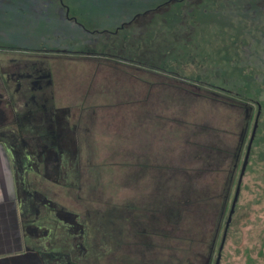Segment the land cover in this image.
<instances>
[{
    "label": "rangeland",
    "instance_id": "374dc122",
    "mask_svg": "<svg viewBox=\"0 0 264 264\" xmlns=\"http://www.w3.org/2000/svg\"><path fill=\"white\" fill-rule=\"evenodd\" d=\"M63 1L70 14L92 33L73 21L63 20L55 0L0 3V29L9 32L34 29L40 33V38L54 36L56 47L78 50L64 63L67 86L63 95L70 101H86L88 109L96 103L105 108L94 115L97 123L90 127L87 151H82L88 163L77 193L89 203L91 210L101 211L108 223L106 230H112L113 240H130L125 246L123 244V249L118 244L116 252L149 250L151 245L148 241L154 239L160 241L162 253H171L177 250L173 249L176 243L172 241L187 240V244L179 243L182 247L179 253L185 256L187 252L188 256L193 246L188 239L201 238L203 244H207L205 235L216 215L213 213L217 205L215 198L220 191L216 181L223 186L231 160V155L226 156L225 153L235 148L244 122L248 126L246 139L249 137L257 112L256 102L262 106L261 117L257 121L259 130L242 179L241 207L233 220L241 212L243 235L247 237L250 234L253 224L258 225L257 235H264V0H194L189 7L193 2L199 4L194 8L195 14L182 20L179 11L185 5L174 3L172 7L176 17L171 18L165 27L167 35L163 31L158 38L159 33L153 28L147 29L145 21L140 24L143 30L133 28L131 32L135 35L128 37L127 44L125 35L129 34V28L115 30L134 13L156 4L158 0ZM16 5H21L20 11L16 10ZM37 8L44 13L33 18L32 11ZM20 14L29 16L30 26L24 25V20L16 19ZM8 18L14 21L8 22ZM154 23L152 21L151 25ZM182 30L189 33L183 35ZM5 42V38L0 39V43ZM144 44H149V47ZM117 48L135 51L132 58L153 62L168 58L171 61L168 64L179 55L178 58L184 59L181 67L187 78H191L189 73L194 70V61L205 64L207 79L232 89L231 96L246 89L252 99L250 118L245 120L244 109L228 94L219 93L220 97L210 93L199 95L200 88H195L198 84L193 80V83L190 80L175 84L171 78L158 80V75L151 68L146 70L143 66H102L118 60L110 54ZM80 50L82 53L93 50L107 54H81ZM243 80H250L247 88ZM237 83L240 86L234 88ZM191 89H196L195 96ZM206 91L207 88H201L200 93ZM224 96L231 100L228 105ZM215 146L223 153L210 149ZM243 155L244 148L240 160L244 159ZM2 167L0 162V200L8 196L5 193L9 190V181H12L10 175L4 178ZM238 169L240 171L239 165L230 187L228 203L234 196ZM70 199L73 200L71 196ZM202 214H205L204 220L200 219ZM4 225L9 232L5 238L10 237V233L13 235L10 220L1 219L0 255L9 254L12 246L8 239L1 238L6 234L2 230ZM100 230L104 232V229ZM143 237L147 238L145 245L141 243ZM135 240L139 242H131ZM254 240L249 238L244 247L248 245L250 249ZM263 240L260 238L258 250ZM237 241L231 240L229 246L237 244ZM240 257L239 254L235 260L239 261Z\"/></svg>",
    "mask_w": 264,
    "mask_h": 264
},
{
    "label": "flooded vegetation",
    "instance_id": "af4514ba",
    "mask_svg": "<svg viewBox=\"0 0 264 264\" xmlns=\"http://www.w3.org/2000/svg\"><path fill=\"white\" fill-rule=\"evenodd\" d=\"M31 1L34 3L38 0ZM191 1L194 0H158L156 4H151L141 12L134 13L128 21L124 20L115 32L129 28V34L125 35V44H127L128 37L135 35L131 32L133 28L141 29L140 27H143V25L140 26L141 22L146 21L147 29L156 30L159 33L157 37L160 38V33L168 27L171 18L176 17L173 4L185 5L179 11L182 20L195 14L194 8L199 6L198 3L193 2L189 7ZM55 2L58 3L59 16L63 20L73 21L78 27L88 31L75 16L70 14L63 0H55ZM0 3H12V0H0ZM20 6L16 5L17 11L21 10ZM164 8L166 9L162 11ZM43 13L37 8L32 11V17L39 18ZM148 17H152L151 20L147 21ZM16 19L24 20V25L30 26L31 21L28 15L20 14ZM7 21L14 20L8 18ZM152 21L155 25H151ZM188 27L194 28L190 25ZM182 31L183 35L189 33L186 30ZM88 32L92 33L91 30ZM39 34L34 29H30V32L23 29L21 31L13 29L11 32L0 29V39H6L5 43H0V162L3 164L4 178L10 175L12 179L9 181V192L6 190L5 193V195L8 193V196L0 200V220L9 219L13 231V235L10 233V237H7L12 244L10 253L0 255V264H264V246L262 245L264 240L260 243V250H258V242L260 238L261 240L264 238V235H257L258 225L253 224L250 234L245 237L243 228L240 226L243 213L240 212L239 217L233 220V216L241 207L239 198L246 168L241 176L239 192L230 220L226 224L233 199L232 197L228 203V194L238 165L241 168L243 160H240V155L243 148L245 155L249 139V137L246 139L248 126L245 122L235 148L230 153H225L226 156L231 155V160L229 159L226 169V179L223 186L219 187L220 191L215 198L217 205L213 213L216 212V215L211 221L208 234L205 235L207 244H203L204 240L201 238L188 239L189 244L193 243L191 244L193 246L190 247L188 256H186L187 252L185 256H181L183 254L179 253V249L182 247L179 243L187 244V240L172 241L176 243L172 248L177 250L162 253L160 241L150 238L149 250L123 252L119 249L120 252H116L118 244H120L119 248L123 249L125 243L130 240L125 241L119 238L113 240L112 230H106L108 223L104 215L100 213L101 211L98 213L91 210L89 203L84 202L77 193L88 163L85 157L83 158L82 151L83 149L87 151L88 136L92 130L90 127H94L97 123L94 122V115L105 106L96 103L88 109L86 101H70V98L63 95L67 86L64 63L78 50L56 47L53 42L54 36L44 35L40 38ZM164 34L167 35V32L164 31ZM143 43L146 42L143 41ZM149 44L144 45L149 47ZM172 49L173 47L170 50ZM82 52L80 50L81 54H107L93 50L87 53ZM133 53L135 51L131 49L117 48L110 54L118 60H111L102 66H125L124 64L143 66L146 70L151 68L153 73L158 75V80L171 78L176 82L180 80L178 83L193 80L198 87L208 86L206 92L217 97H220L219 93L223 95L222 92H232V89L211 83L207 79V74L204 73L206 65L201 62L194 61V70L189 73L191 79L184 73L181 67L184 59L178 58L179 55L174 62L168 64L171 62L168 58L153 62L143 58H132ZM183 54L187 55L186 52ZM121 61L125 63L122 64ZM94 64L98 65L95 62ZM166 64L169 65L168 69ZM250 101H252L251 97L235 101L241 109H244L245 120L250 118L252 112ZM256 104L259 120L262 106L261 103L256 102ZM258 130L259 124L251 143L247 164L253 153ZM218 151L223 153L220 148ZM239 172L238 169L235 187ZM226 210L228 212L225 218ZM2 227L6 234L1 238L7 240L5 237L9 233L8 229L5 225ZM101 228L104 232L100 230ZM251 237L255 240L248 249V245L244 247V244ZM143 238L144 241L141 243L145 245L147 238ZM231 240L237 241V244L229 246ZM131 242H139V240ZM200 248L202 251L199 250ZM243 253H247L246 256H243ZM239 254L241 257L239 261H236ZM5 256H8V259L2 261L1 258Z\"/></svg>",
    "mask_w": 264,
    "mask_h": 264
},
{
    "label": "water",
    "instance_id": "95a60500",
    "mask_svg": "<svg viewBox=\"0 0 264 264\" xmlns=\"http://www.w3.org/2000/svg\"><path fill=\"white\" fill-rule=\"evenodd\" d=\"M258 116H259V110L257 111L256 116H255L254 121H253V126H252V129H251V132H250V136H249V139H248V143H247L244 159H243L242 164H241L238 181H237V184H236V187H235V191H234V196H233V199H232V202H231V209L229 210V214L227 216L226 224H228V222L230 220L231 213L233 211V207H234V204H235V201H236V197H237V194L239 192L240 180H241V176L243 175V173L245 171V168H246V165H247L249 150H250L251 143H252V141L254 139V136H255L256 128H257ZM7 259H8V256H5V257L1 258L2 261H6Z\"/></svg>",
    "mask_w": 264,
    "mask_h": 264
},
{
    "label": "trees",
    "instance_id": "16d2710c",
    "mask_svg": "<svg viewBox=\"0 0 264 264\" xmlns=\"http://www.w3.org/2000/svg\"><path fill=\"white\" fill-rule=\"evenodd\" d=\"M242 79H245L244 77H242ZM178 80V79H177ZM180 81V80H179ZM192 81V80H191ZM236 81H238V80H236ZM250 81V80H249ZM249 81H245V80H243L242 81V83H244V82H246V84H245V88H247V86H249L250 85V82ZM191 83H193V81L191 82ZM175 84H180V83H178V81L176 82L175 81ZM236 85V87H234V88H237V87H239L240 85H239V83H237V84H235ZM203 87H206V88H209L208 86H206V85H204ZM192 88V87H191ZM196 89H198V88H200V90L198 91V94L199 95H203V96H205L206 95V93L207 92H204V93H200V91H201V88L202 87H195ZM233 88V89H234ZM196 89H191L190 90V92L192 93V95L193 96H195V94H196ZM211 89V88H210ZM247 90H250V89H247ZM222 93H224V94H228L227 96L228 97H231V98H233V102H235L236 100H246L247 99V97H249L250 96V94H248L247 93V91H246V89H244L242 92L240 91V92H238V93H235L233 96H231L230 95V93H225V92H222ZM207 94H209V93H207ZM237 96V97H236ZM211 97V96H210ZM225 97V96H224ZM222 99H224L223 97H222ZM235 100V101H234ZM231 100H229L228 98H226L225 97V104L226 105H228L229 104V102H230ZM210 149H214L215 151H216V153H220L219 151H218V147H216L215 146V148H212V147H210ZM197 153V151L196 152H194L193 154H196ZM176 171V169L174 170V172ZM216 182H218L216 185H217V187L219 188L220 186H221V184L219 183V181L217 180Z\"/></svg>",
    "mask_w": 264,
    "mask_h": 264
},
{
    "label": "crops",
    "instance_id": "0c3cea01",
    "mask_svg": "<svg viewBox=\"0 0 264 264\" xmlns=\"http://www.w3.org/2000/svg\"><path fill=\"white\" fill-rule=\"evenodd\" d=\"M175 207H176V206H175ZM177 210H178V209H175V211H177ZM204 216H205V214H202V217H201V218L199 217V218H200L201 220H204V218H205Z\"/></svg>",
    "mask_w": 264,
    "mask_h": 264
}]
</instances>
